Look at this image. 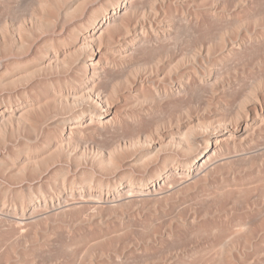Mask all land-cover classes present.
Masks as SVG:
<instances>
[{
  "label": "bare ground",
  "instance_id": "1",
  "mask_svg": "<svg viewBox=\"0 0 264 264\" xmlns=\"http://www.w3.org/2000/svg\"><path fill=\"white\" fill-rule=\"evenodd\" d=\"M0 264H264V0H0Z\"/></svg>",
  "mask_w": 264,
  "mask_h": 264
}]
</instances>
